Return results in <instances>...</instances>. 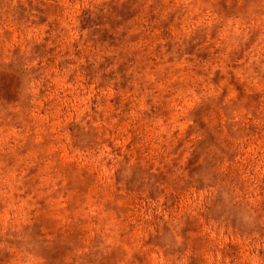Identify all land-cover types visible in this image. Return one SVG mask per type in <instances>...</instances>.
Masks as SVG:
<instances>
[{
  "label": "rangeland",
  "instance_id": "374dc122",
  "mask_svg": "<svg viewBox=\"0 0 264 264\" xmlns=\"http://www.w3.org/2000/svg\"><path fill=\"white\" fill-rule=\"evenodd\" d=\"M0 264H264V0H0Z\"/></svg>",
  "mask_w": 264,
  "mask_h": 264
}]
</instances>
